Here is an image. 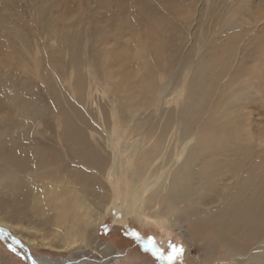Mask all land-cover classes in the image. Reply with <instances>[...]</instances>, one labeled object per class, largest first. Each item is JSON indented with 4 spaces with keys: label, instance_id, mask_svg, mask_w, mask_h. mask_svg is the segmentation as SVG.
Masks as SVG:
<instances>
[{
    "label": "bare ground",
    "instance_id": "1",
    "mask_svg": "<svg viewBox=\"0 0 264 264\" xmlns=\"http://www.w3.org/2000/svg\"><path fill=\"white\" fill-rule=\"evenodd\" d=\"M195 1L198 5V1L201 0H192L194 6ZM204 1L207 8L217 12L227 3V0ZM226 7L229 11L228 16L218 21L217 29L233 42L230 48H235V51L223 56L225 64L215 66L212 60L214 56H211V59H205L204 62L192 60L186 65H183L182 61L180 65L182 77H180V71L175 70L171 73L167 71L168 68L175 66L176 60L180 61L175 53L168 56L162 53L158 57L161 61L159 80L167 82L159 86L160 89H165L159 93L157 98L163 103L161 104L163 114H150L146 117L148 121L144 127L151 129L145 131L143 129V132L140 131L141 134H138L137 141L140 143L135 147V151L139 153H130L129 149L123 147L129 156L140 159V166L131 170V174L127 168L123 175L120 174V167L131 169L133 165L108 164L110 153L116 151L112 138L114 135L112 113L119 110L122 112L126 109L128 94L119 90L114 81L103 72L99 73V77L107 84L105 96L98 95L92 87H80V81L75 71L71 73L65 71L63 75L59 70L60 83L58 78L55 83L49 79L50 76L45 75L46 83L56 93L59 89H63L62 78L67 76L70 88L75 90L76 97L86 105V112L93 114L102 123L101 139L91 144L80 126L82 114L80 109L74 107L68 114L64 108L57 109L46 103L47 96L43 86H38V89L34 90V86L40 84L39 70H42L43 64L46 63L40 62L41 59L44 60V56L43 51L41 55L39 48L48 42L49 33L39 35L37 42L22 27L25 26V17L17 15V24H13L16 26H12L7 33L0 32V41L5 40V45L0 44V48L4 49V53L0 57V110L3 112V120L0 121V141L3 142L5 135L11 133L6 132L7 126L13 129L19 122L23 128L13 132V136L15 147L17 151H20L22 147L18 142L19 137L27 130L26 127L30 126L28 122L22 120V117H34L36 129L33 131L34 135L31 140H23V144L27 145L25 148V155L28 158L26 165H18L17 160L7 151L0 152V160L11 162L16 165L18 170H21L31 168L32 165H36L38 160L46 161L51 158L60 163L63 171H70L69 176L76 177L83 171L78 169L79 165H71V159L77 153V149H82L88 161L95 164L88 166L97 167L96 172L88 170L84 175L89 181V189L98 204L106 202L107 197L103 191L95 193V184L104 187L107 180L109 183L111 182V193L116 201L118 192L113 184L115 177V182L119 181L121 188V196L117 200V204L122 206L123 202H127L124 208L134 212V215L142 220L141 225L147 226L156 223L155 225L160 226L163 231L173 229L174 225L185 228L188 239L198 245L201 253L204 248L209 250L206 252L207 254H212V258L209 259L210 264H264V237L255 240L264 230V185L253 183V165H251L255 148L264 150V142H259L255 138L256 129L253 128L252 120L253 110H255L252 108L254 101L260 100V103L264 105V12L260 15L254 14L257 20L256 24H258L256 25L252 24L253 22L250 20L253 10L250 9L248 2L241 4L239 0H236ZM36 20L39 25L47 23L44 14H39ZM260 21H262V25H259ZM14 27L17 28V31L14 30ZM253 31L259 32L260 36L256 37ZM238 41L247 42L237 46L234 43ZM211 42H208L204 58L212 53H217L215 52V41ZM63 43L60 47L61 54L58 56H64V51H66L69 54V59L75 65L82 62L84 45L77 37V33L72 31L66 36V41ZM226 52V50L223 51V53ZM10 59L16 60L23 69L11 68ZM230 59L231 63L227 64ZM49 64L50 68H53L51 63ZM2 65L8 70H1ZM227 65L228 67H226ZM222 75L223 78L220 80ZM153 79L154 76L151 73L143 76L144 81ZM155 88L153 82L148 84L149 93H152ZM33 95L35 97H32L29 107L21 104ZM173 97L178 104L175 109L177 123H174L171 114H166L169 110L174 111L168 107ZM201 98L205 103L200 102ZM96 101H99L100 104L102 101L101 110L96 108ZM3 106L5 107L3 108ZM10 106L13 107V111L9 109ZM23 107L24 109H22ZM262 109L264 116V107ZM14 113L15 116H13ZM157 115L158 117H156ZM261 121L264 122V120ZM131 122L135 121L131 120ZM127 124L124 123L123 127H120L121 131H128L125 128ZM138 129L140 128H134V131ZM172 129L176 134V139L170 145L167 141L171 138ZM192 132L201 133L202 141L193 139ZM206 132L209 135L204 134ZM154 134L156 138L153 139L150 147L152 149L158 147L160 153L155 149L148 154H141L144 145L152 140ZM234 137L239 140L236 141ZM103 143L109 146V151H105ZM207 147L208 151H205ZM172 148L176 150L171 152ZM162 150H165V154L161 162H158ZM209 152H212L210 158L213 162H202L200 159H205ZM169 155L170 159L167 165L161 164ZM115 161L116 159L113 160V162ZM69 163L70 165H66ZM117 174L119 180L116 179ZM198 182L201 183L200 188L195 187ZM203 186L212 193V197H210L212 200L205 203L204 211H200L202 208L199 205L200 190ZM14 187L16 202L19 203L17 206H21L22 201H32L31 197L34 195L32 185L18 183ZM82 187L86 186L81 184L80 188ZM62 196L63 201L56 200L53 204L55 210L41 219L46 225H53V221L58 216L57 210L63 211L68 208L72 200L75 202V207L80 205L79 202H82L79 201L72 186H69ZM259 198H261L260 202L257 201ZM53 206L45 204L44 208ZM110 210L112 209L108 211ZM9 227L12 228L11 225L0 221V233L9 240H14V238L17 240L14 241L28 256L30 264L53 263V259L47 256L30 259L31 254L28 247L18 239L14 232L9 230ZM25 230L30 231L29 228H25ZM67 231H71V229L67 227ZM8 232L13 236L12 238ZM207 232H211V238ZM200 235H202L201 239L194 240ZM212 238H214V242L217 241V247L227 246L228 252L216 257L214 253L219 250L216 244L210 245ZM74 241H77V238H74ZM31 242L37 244L34 239ZM258 242L260 245L255 250L253 246ZM41 246L53 247L46 238H42ZM103 249H106L105 253H107L108 249L113 250V246L109 245L108 249L105 247ZM134 255L133 264L142 261V253L137 252ZM117 256L119 255L114 258L117 259ZM126 256L127 254H125ZM200 257L205 259L206 255L203 254ZM88 259L84 255L81 258H66L60 263L89 264ZM103 261L101 264H111L109 257Z\"/></svg>",
    "mask_w": 264,
    "mask_h": 264
},
{
    "label": "rangeland",
    "instance_id": "2",
    "mask_svg": "<svg viewBox=\"0 0 264 264\" xmlns=\"http://www.w3.org/2000/svg\"><path fill=\"white\" fill-rule=\"evenodd\" d=\"M235 1L227 0L223 8L217 12L207 8L204 0L198 1V5L195 1V6L192 4V0H0V32L7 33L12 26H16L13 24H17L16 18L18 15L25 17V26L22 27L37 42L39 41V35L49 33L48 42L39 48L41 55L43 51L44 56V60L41 59L40 62L44 61L46 63L43 64L44 68L39 70L40 84L35 85L34 90L38 89V86H43L47 96L46 103L57 109L64 108L68 114L74 107L80 109L82 111L80 126L91 144L101 139L102 123L93 114L86 112V105L76 97L75 90L70 88L67 76L62 78L63 89H59L57 93L46 83V76H50L49 79L56 83V79L60 75L59 70L63 75L65 71L70 73L75 71L80 81V87H92L98 95L105 96L107 84L99 77V73L103 72L114 81L119 90L128 94L126 109L122 112L119 110L112 113V122L117 124L116 126L113 124L114 135L112 136L116 151L110 153L108 165H133L131 169L119 166L122 172H120L121 175L127 171V168L131 174V170L140 166V159L139 157L129 156L123 150V147L129 149L130 153L136 152L135 147L140 143L137 141L138 134L151 129L144 127L148 121L146 117L150 114H163L161 107L163 103L158 101L157 98L159 93L165 89H160L159 86L167 82L166 80H159V64L161 61L158 57L162 53L165 56L175 53L180 61L176 60L175 66L168 68L167 71L169 73L175 70L180 71V77H182V71L180 70L182 61L183 65H186L192 60L204 62L205 59H211V56H214L212 60L215 66L225 64L223 56L233 53L235 48H230L233 42L223 32L218 31L217 24L220 19L228 16L229 11L226 6ZM239 2L241 4L248 2L250 9L253 10V17L251 16L252 19L250 17V20L253 22L252 24H256L257 20L254 14L260 15L264 12V0H239ZM39 14L46 16V24H38L36 17ZM261 22H258L259 25H262ZM14 30L17 31V28L14 27ZM72 31L77 33V37L84 45L82 62L78 65H75L69 59V54L66 51H64V56H58V54H61L60 47L66 41V36ZM253 33L256 37L260 36L259 32L253 31ZM211 41H215V52L217 53H212L204 58L208 42ZM247 41L243 43L238 41L234 44L239 46ZM0 44L5 45V40L0 41ZM211 44L213 45V42ZM224 50L227 52L223 53ZM190 52L191 54H189ZM3 53L4 49L0 48V57ZM10 60L11 68L23 69L16 60ZM48 61L53 68H50ZM229 63H231V59L227 64ZM1 70L5 71L8 68L3 66ZM147 73H151L154 79L144 81L143 76ZM208 78L210 80L209 76ZM222 78L223 75L220 80ZM58 81L60 83L59 78ZM152 82L156 88L152 93H149L148 84ZM32 97L35 96L27 98L21 104L29 107ZM200 102L205 103L203 98ZM101 104L99 101L95 102L98 110L103 107ZM261 104L263 105L260 100L254 101L252 108L255 110H253L252 120L253 128L256 129L255 138L259 142H264V122L261 121L264 120L262 109L264 105ZM177 106L176 99L173 97L168 107L174 111L169 110L166 114L172 115L174 123L178 122L175 114ZM9 109L12 110L13 107L10 106ZM2 116L3 112L0 110V121L3 120ZM13 116H15V113ZM204 117L205 114L203 120ZM22 120L28 122L30 126H27V130L19 137L18 142L22 147L20 151H17L15 147L13 136V132L23 128L19 122L13 129L7 126L6 132L11 133L5 135L3 142L0 141V152L7 151L17 160L18 165H26L28 158L25 155V148L27 145L23 144V140H31L34 135L33 131L36 129V119L34 117L25 116L22 117ZM131 120L135 122L132 123ZM70 121L72 122L71 119ZM124 123H128L125 126L128 131H121L120 127H123ZM134 128L140 129L134 131ZM155 134L152 140L144 145L141 154H148L155 149L160 153L158 147L155 149L150 147L153 139L156 138ZM191 134L193 139L202 141L201 133L192 132ZM170 137L167 142L171 145L176 139L173 129ZM234 138L236 141L239 140L237 137ZM242 139L244 138L242 137ZM103 146L106 152L110 150L109 146L104 143ZM172 149L171 152L176 150L175 148ZM201 149L203 153L202 144ZM205 151H208V147L205 148ZM76 152L71 159V165H79L78 169L83 171L76 177L69 176L70 171H63L64 169L61 168L60 163L53 161L51 158L46 161L38 160L36 165H32L31 168L21 170H18L16 165L11 162L0 160V221L11 225L12 228L9 227V230L14 232L18 239L28 247L32 257L47 256L53 259L52 264H61L60 262L63 259L81 258L85 255L89 258V264H101L108 257L111 264H133L132 260L135 257L133 253L140 251L142 261H139L138 264L211 263L209 259L212 258V254H207L206 252L209 250L204 248L203 253H201L198 245L188 239L185 228L174 225L173 229L163 231L160 226L155 225L156 223L147 226L141 225L142 220L137 218L130 209L124 208L127 202H123L122 206L118 205L117 200L120 199L121 188L119 186L120 182H115V177L113 184L118 192L116 201L111 193V182L109 183V180H107L104 187L95 184V193L103 191V194L107 197L106 202L98 204L97 199L93 197V193L89 189V181L84 175L85 171L88 170L96 172L97 167L88 166L95 164L88 161L82 149H77ZM114 153L116 154L115 157ZM161 153L158 162L163 159L165 150H162ZM211 153L209 152L205 159L200 160L202 162H213L210 158ZM114 159H116L115 162H113ZM169 159L170 155L161 164L167 165ZM66 165H70V163ZM251 165H253V183L264 185L261 184L264 183V150L255 148ZM242 176L244 177L243 174ZM116 179L119 180L118 174ZM18 183L30 184L34 187L32 201H22L21 206H17L19 203L16 202L15 197L16 189L14 185ZM81 184L86 187L80 188ZM200 184V182L196 183L195 187L200 188ZM69 186L74 187L79 201L82 202H79L80 205L75 207V202L72 200L68 208L63 211L57 210L58 216L53 221V225H46L41 219L55 210L53 204L56 200H64L62 193ZM200 192L199 205L202 207L200 211H204L205 203L212 200L210 198L212 193L204 186ZM257 201L260 202L261 198ZM45 204H51L53 207L44 208ZM109 209L112 210L108 211ZM67 227L71 231H67ZM25 228H29L30 231L25 230ZM207 234L210 238L212 237L211 232H207ZM142 237L149 239L143 246L147 249L149 247L154 248L153 254H150L147 249H140L139 240ZM263 237L264 230L255 240ZM42 238H46L47 242L53 247L41 246ZM74 238H77V241H74ZM201 238L202 235L194 240ZM32 239L37 244H33ZM212 243L216 244L217 247L218 243L217 241L214 242V238L210 241L211 246ZM109 245L113 246V250L108 249ZM259 245L258 242L253 246L255 250ZM172 246L182 247L183 252L169 261L167 257L172 254ZM102 247L108 249L107 253H105L106 249ZM217 249L219 251L214 253L216 257L228 252L227 246L217 247ZM125 254H127L126 257ZM203 254L206 255L205 259L200 257ZM116 255H119L117 259L114 258ZM121 255L123 256L121 257ZM240 256L246 257L245 255ZM0 264H30L29 258L23 249L12 240L4 237L2 233H0Z\"/></svg>",
    "mask_w": 264,
    "mask_h": 264
},
{
    "label": "snow or ice",
    "instance_id": "3",
    "mask_svg": "<svg viewBox=\"0 0 264 264\" xmlns=\"http://www.w3.org/2000/svg\"><path fill=\"white\" fill-rule=\"evenodd\" d=\"M183 252V248L180 246H172V254L167 257L169 261L173 260L176 256Z\"/></svg>",
    "mask_w": 264,
    "mask_h": 264
},
{
    "label": "flooded vegetation",
    "instance_id": "4",
    "mask_svg": "<svg viewBox=\"0 0 264 264\" xmlns=\"http://www.w3.org/2000/svg\"><path fill=\"white\" fill-rule=\"evenodd\" d=\"M148 241H149V239H144V237H142L141 240H139V247H141L140 248L141 250L147 249L143 245H145ZM149 249H147V250L150 252V254H153L154 248L149 247ZM138 252H140V251H138ZM133 254H136V253H133ZM144 254H146V253H144ZM139 260H141V259H139ZM139 260H137V261H139Z\"/></svg>",
    "mask_w": 264,
    "mask_h": 264
},
{
    "label": "water",
    "instance_id": "5",
    "mask_svg": "<svg viewBox=\"0 0 264 264\" xmlns=\"http://www.w3.org/2000/svg\"><path fill=\"white\" fill-rule=\"evenodd\" d=\"M8 235H10L11 238L13 237L9 232H8ZM14 240L17 241L15 238H14ZM14 240L12 239L13 242H15ZM15 243L17 244V242H15ZM20 243H21V242H20ZM17 245H18V244H17ZM29 257H30V259H32V256H29Z\"/></svg>",
    "mask_w": 264,
    "mask_h": 264
}]
</instances>
